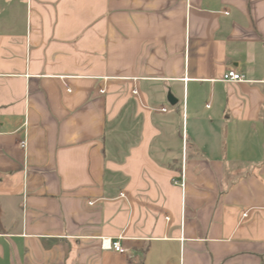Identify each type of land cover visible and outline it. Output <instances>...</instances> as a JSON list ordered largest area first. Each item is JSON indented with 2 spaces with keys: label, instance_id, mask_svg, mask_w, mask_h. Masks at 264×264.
I'll return each instance as SVG.
<instances>
[{
  "label": "crops",
  "instance_id": "crops-1",
  "mask_svg": "<svg viewBox=\"0 0 264 264\" xmlns=\"http://www.w3.org/2000/svg\"><path fill=\"white\" fill-rule=\"evenodd\" d=\"M0 264H264V0H0Z\"/></svg>",
  "mask_w": 264,
  "mask_h": 264
},
{
  "label": "built area",
  "instance_id": "built-area-1",
  "mask_svg": "<svg viewBox=\"0 0 264 264\" xmlns=\"http://www.w3.org/2000/svg\"><path fill=\"white\" fill-rule=\"evenodd\" d=\"M222 81H225V82H233V83H237V82H243V81H247V79L245 78V75L234 70V69H230V70H227L222 79ZM134 93L135 94H138V91L137 90H134ZM165 110V109H164ZM21 146L25 149L27 147V141L26 140H23L20 142ZM174 184H178L182 187L185 186V174H184V169H183V172H182V175H181V179L180 180H174ZM94 203V202H92ZM244 216H247V213L244 214ZM102 247L104 249H112L116 252H119L121 254H125L127 253L126 249L124 248V246L122 245V243L120 242V240H116V241H113L111 239H103L102 240Z\"/></svg>",
  "mask_w": 264,
  "mask_h": 264
},
{
  "label": "water",
  "instance_id": "water-1",
  "mask_svg": "<svg viewBox=\"0 0 264 264\" xmlns=\"http://www.w3.org/2000/svg\"><path fill=\"white\" fill-rule=\"evenodd\" d=\"M169 100L172 104H175L177 102L176 98H174L172 95H169Z\"/></svg>",
  "mask_w": 264,
  "mask_h": 264
}]
</instances>
